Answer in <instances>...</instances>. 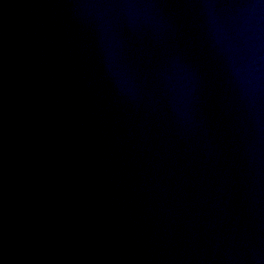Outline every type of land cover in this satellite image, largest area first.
I'll list each match as a JSON object with an SVG mask.
<instances>
[{
  "label": "water",
  "instance_id": "obj_1",
  "mask_svg": "<svg viewBox=\"0 0 264 264\" xmlns=\"http://www.w3.org/2000/svg\"><path fill=\"white\" fill-rule=\"evenodd\" d=\"M0 264H264V0H0Z\"/></svg>",
  "mask_w": 264,
  "mask_h": 264
}]
</instances>
